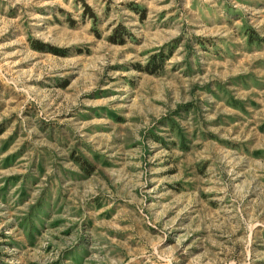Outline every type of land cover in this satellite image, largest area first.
<instances>
[{
  "label": "rangeland",
  "instance_id": "obj_1",
  "mask_svg": "<svg viewBox=\"0 0 264 264\" xmlns=\"http://www.w3.org/2000/svg\"><path fill=\"white\" fill-rule=\"evenodd\" d=\"M0 264H264V0H0Z\"/></svg>",
  "mask_w": 264,
  "mask_h": 264
},
{
  "label": "trees",
  "instance_id": "obj_2",
  "mask_svg": "<svg viewBox=\"0 0 264 264\" xmlns=\"http://www.w3.org/2000/svg\"><path fill=\"white\" fill-rule=\"evenodd\" d=\"M85 7H86L85 9L90 12V9L87 6H85ZM91 17H93V15Z\"/></svg>",
  "mask_w": 264,
  "mask_h": 264
}]
</instances>
